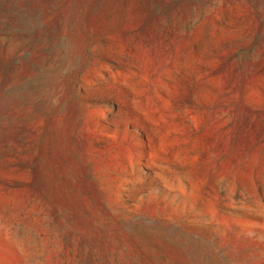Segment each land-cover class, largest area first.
I'll return each mask as SVG.
<instances>
[{
    "label": "rangeland",
    "instance_id": "rangeland-1",
    "mask_svg": "<svg viewBox=\"0 0 264 264\" xmlns=\"http://www.w3.org/2000/svg\"><path fill=\"white\" fill-rule=\"evenodd\" d=\"M0 264H264V0H0Z\"/></svg>",
    "mask_w": 264,
    "mask_h": 264
}]
</instances>
